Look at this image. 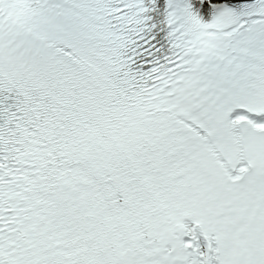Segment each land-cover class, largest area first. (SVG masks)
Listing matches in <instances>:
<instances>
[{
  "label": "snow or ice",
  "instance_id": "obj_1",
  "mask_svg": "<svg viewBox=\"0 0 264 264\" xmlns=\"http://www.w3.org/2000/svg\"><path fill=\"white\" fill-rule=\"evenodd\" d=\"M0 264H264V0H0Z\"/></svg>",
  "mask_w": 264,
  "mask_h": 264
}]
</instances>
